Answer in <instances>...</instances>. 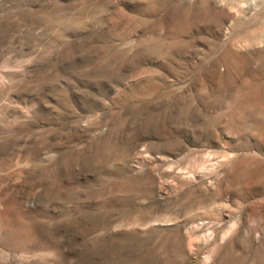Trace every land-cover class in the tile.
I'll list each match as a JSON object with an SVG mask.
<instances>
[{
    "label": "rangeland",
    "instance_id": "rangeland-1",
    "mask_svg": "<svg viewBox=\"0 0 264 264\" xmlns=\"http://www.w3.org/2000/svg\"><path fill=\"white\" fill-rule=\"evenodd\" d=\"M0 264H264V0H0Z\"/></svg>",
    "mask_w": 264,
    "mask_h": 264
}]
</instances>
